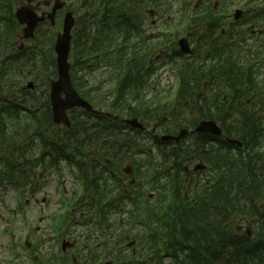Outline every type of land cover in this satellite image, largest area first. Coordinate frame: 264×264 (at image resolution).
<instances>
[{"label": "trees", "instance_id": "obj_1", "mask_svg": "<svg viewBox=\"0 0 264 264\" xmlns=\"http://www.w3.org/2000/svg\"><path fill=\"white\" fill-rule=\"evenodd\" d=\"M19 1L0 0V195L7 185L22 192L28 183L21 179L29 180L35 169L47 176L65 165L83 188L79 210L86 212L73 223L69 218V230L76 222L85 227L80 240L94 226L108 231L119 247L134 238L135 253L121 249L120 264H141L145 256L153 264H264V224L258 226V237L231 227L243 207L264 206V84L258 62L245 55L244 29L234 24L223 34V20L213 15L210 0H199L201 10L193 9L186 22L198 53L186 57L176 40L170 41L171 52L160 59L172 67L176 88L164 101L148 102L140 93L151 86L158 67L149 55L163 48L165 36H147L146 11L161 13L165 5L172 11L173 4L83 0L89 14L73 31L70 77L98 112L74 109L68 113L69 126H63L54 124L49 104L50 83L57 77L58 19L54 27L48 21L39 24L33 39L25 41L29 46L15 49L21 40L14 18ZM247 12L248 24H264V4ZM94 55L89 70L85 59ZM97 72L96 83L88 84ZM190 115L194 121L216 122L223 135L192 134L177 145L160 140L159 133L174 131L165 128L164 119L176 127ZM123 118L155 123L160 131L130 128ZM191 157L211 171L207 189L201 184L197 194L193 190V202L181 197L188 184L184 166ZM127 164L145 188L143 194H118ZM146 192L157 195L149 199ZM93 210L102 214L95 217Z\"/></svg>", "mask_w": 264, "mask_h": 264}, {"label": "rangeland", "instance_id": "obj_2", "mask_svg": "<svg viewBox=\"0 0 264 264\" xmlns=\"http://www.w3.org/2000/svg\"><path fill=\"white\" fill-rule=\"evenodd\" d=\"M23 1H19V6L24 5ZM37 1L44 2L46 0ZM47 1L54 3L58 0ZM78 2L80 5L83 0ZM262 2L264 0H211V5L218 3L216 5V15L223 16L225 19L228 18L231 22H233L232 17L235 10H242L243 15L245 13L242 21L235 24L238 25L237 29H244L243 33L245 35L243 37L245 36L247 40L242 43V46L246 48V44H249L245 55L251 62H258L259 82L264 84V24H248L250 14L247 12L250 8L256 9V7L263 5ZM164 3L167 5L172 3V11L165 5V10L160 13L159 17L149 16V23L152 22L155 25L153 36L164 35V41L167 40L168 43L172 40L178 41L184 38L190 47V39L194 36L189 34V26L186 22L193 15V9L196 10L198 0H165ZM74 4L75 0H67L65 10L58 14L59 23L54 29L55 35L61 32L64 13L75 10L73 8ZM46 11H49V9L41 8L40 10V12ZM77 17L75 14V19ZM229 21L225 23V28L229 27ZM21 45L22 40H19L15 49ZM24 45L29 46L26 42H24ZM161 63L151 86L140 93V96L148 102L159 101L160 99L164 101L176 88L177 81L172 67ZM139 121L144 129L152 131L154 123L145 120ZM193 122L196 124L199 121H194L193 116L190 115L184 124L190 125ZM127 166L129 165L125 167ZM125 167H123V170ZM31 176L29 180L21 179L23 182L28 183L22 192L14 186L7 185L5 192L0 195V264H60V259L50 260L54 259L59 253L62 243L70 242L68 236L76 242L85 241V238L78 239L81 230H83L82 227L71 226L72 228L67 231L70 220L67 218L66 213L70 210L73 201L77 200L82 194L75 172L71 171L69 167L61 165L59 172H51L46 176L43 171L35 169L31 171ZM32 190H34V194H32ZM140 190L143 189L140 187ZM133 193L135 192L131 191V194ZM147 193L149 195L152 192ZM114 218L119 221L122 217L119 215L114 216ZM73 222L72 220L71 223ZM261 224H264V206L258 208L245 206L237 212L232 220L231 227L235 231L258 237V226ZM89 231H93L92 228ZM105 232L102 230L103 236L98 232L93 234L97 236L96 244L99 242L114 244L108 231ZM112 252L110 250L111 260L112 257L117 258L116 255L119 253L113 247ZM148 263L153 264L152 259H149ZM165 264H168V261H165Z\"/></svg>", "mask_w": 264, "mask_h": 264}, {"label": "flooded vegetation", "instance_id": "obj_3", "mask_svg": "<svg viewBox=\"0 0 264 264\" xmlns=\"http://www.w3.org/2000/svg\"><path fill=\"white\" fill-rule=\"evenodd\" d=\"M34 3L35 2H33L32 5ZM206 3H209L211 5V2L206 1ZM217 4L218 3L213 4L212 9L214 12L213 15L216 17H219L216 15V11H217L216 5ZM78 7H79V9L77 11H75V10L73 11L74 17H75V14L78 16L77 19H75L76 22H75V26H74V31L75 30L78 31L81 29V27H80L81 22L85 20L83 18V16L86 14H89L88 12H86V5L84 4V2L80 5L78 4ZM196 8L198 11L201 10L199 2L197 3ZM39 9L40 8H38V10ZM63 10H65V7ZM83 10H84V12H83ZM146 14L148 16V24L144 28H146V31L149 32V34L147 36L151 39L156 38V37H158V35L156 37L153 36V30H154L155 25L152 22L149 23V16L152 15L154 17L155 16L159 17L160 13H157V12H155V10L152 9L151 11L150 10L146 11ZM220 17H221V21L223 20V22H221V24H225L226 22L229 21L228 18L225 19L223 16H220ZM93 21L94 20H91V22H93ZM229 24H230L229 26H232L235 23H234V21L233 22L229 21ZM150 32H152V33H150ZM222 33L225 34L224 31ZM189 34L191 35V33H189ZM122 37H123V34H122ZM116 44H118V42ZM158 44H159V42H158ZM170 46H171V43L164 41L162 49L158 48V50L156 52L149 55V59H150L149 62L153 63L155 61H158V63L155 62V63H157L158 67H159V64L161 62H162L161 64H166L165 60L160 59V58H161V56H166L167 53L171 52ZM127 47H128V45H126L125 48H127ZM190 47H191V49H193V51H192L193 56H194V54L198 53V51H196V47L194 45V37H192V39H190ZM95 57H96V55L90 56L89 58L85 59L86 63L88 64V67L90 68L89 70H93V68H94L95 64L91 63V62L94 60ZM158 67H157V70H158ZM86 77L89 78L90 76H86ZM98 78H99L98 72L93 73L92 78H91L92 81L88 84L92 85L93 83H96ZM164 122H165V128H169V130L174 129V131H172V135H179V130L182 128L188 130V132L184 135V138H182L178 143H174L175 145L182 143L184 140L191 137V135L193 133L192 128H188V126H186V125L179 124L175 127L174 124L172 125L170 121H167V119H164ZM176 129H178V130H176ZM157 130L160 131V128H157L156 126H154L152 128L153 132H156ZM104 161H105V163L111 165L110 161H108L106 159ZM197 163H201L200 160L196 159L194 161L193 158L191 157V161H189L184 166L185 176L187 177V180H188V189L185 192L182 191L181 197L183 200H189L191 202L194 201V198H193L194 196L192 197V194H191L192 190L190 191L189 188L193 187L194 188L193 190L197 194L199 192V188H200L201 184L205 185V190L208 187V181H209V177H210L208 172L210 170L207 167H206V169L204 167H202V168L195 170L194 167H195V165H197ZM193 164H195V165H193ZM118 183L120 184V188H118L117 191H120V193H118L120 196L123 195L124 193L128 192V191H133V192L135 191L136 181L133 179L132 180L125 179L124 181L119 180ZM104 190L106 191V189H104ZM81 208H83V206L81 204H79L78 206H74L72 204V206L70 208V212H68V213L70 215H72L73 218L84 217V216H86V212L80 211L79 209H81ZM121 212H122V210L120 209V213H117V215L121 216V214H123ZM91 214L95 217H99L102 214V212L98 211V210H93V211H91ZM105 215H107V212H105ZM92 230L94 231V233L96 232L95 227H92ZM67 231H69V227H67ZM237 232H239V231H237ZM89 235H87L85 237V241L82 243L76 242V241L72 240V237L68 236V238L70 239V242H65L66 244L62 243L60 250L58 251L59 253H57L55 258L51 259L50 261H55L56 259H60V264H117V263L120 264L119 263V253L116 255L117 258L112 257V260L110 259L111 258L110 250L112 252V247L114 248V250H118V252L121 249H126L127 253H129V251H132V253H135V249L137 247V241L134 238L130 239L129 237H127L125 240L126 245L123 246V244H121V247H119L116 243V239H115V242H113L114 244H112L111 242H99L98 244H96L97 236L92 235L91 232L89 233ZM65 246H67V247L65 248ZM112 255H113V252H112ZM138 255H140V254L138 253ZM35 260H37V258H35ZM142 264H145V260L142 261Z\"/></svg>", "mask_w": 264, "mask_h": 264}, {"label": "water", "instance_id": "obj_4", "mask_svg": "<svg viewBox=\"0 0 264 264\" xmlns=\"http://www.w3.org/2000/svg\"><path fill=\"white\" fill-rule=\"evenodd\" d=\"M34 0H25L30 4ZM39 4H37L38 7ZM46 7L50 6V2H43ZM64 3L55 2L51 6L49 13H41L40 15L30 6H21L15 10L14 17L17 23L22 26V37L24 40L32 39L36 27L48 20L51 26H54L56 13L63 9ZM241 16L240 11H236L234 19L237 20ZM75 20L71 12H67L62 20L61 32L56 34L53 51L55 54V64L57 78L50 83L49 89V102L52 110L53 120L56 124H63L68 126L69 121L67 111L74 108H81L88 112H92L91 106L75 91L70 80V67L69 53L71 32L74 27ZM178 46L182 54L189 55L191 53L189 46L185 39L178 41ZM28 87H32V83H28ZM125 123L133 128L142 129V125L136 120H126ZM198 133H208L214 136L221 135V130L213 121H203L195 129ZM185 132H181L176 137L162 136V141H175L178 142ZM240 146L239 142L231 141Z\"/></svg>", "mask_w": 264, "mask_h": 264}]
</instances>
